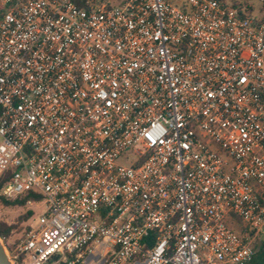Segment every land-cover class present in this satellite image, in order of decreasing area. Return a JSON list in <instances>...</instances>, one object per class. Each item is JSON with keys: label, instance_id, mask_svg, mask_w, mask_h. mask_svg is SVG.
<instances>
[{"label": "built area", "instance_id": "1", "mask_svg": "<svg viewBox=\"0 0 264 264\" xmlns=\"http://www.w3.org/2000/svg\"><path fill=\"white\" fill-rule=\"evenodd\" d=\"M0 181L45 206L11 264H250L264 0H0Z\"/></svg>", "mask_w": 264, "mask_h": 264}, {"label": "rangeland", "instance_id": "2", "mask_svg": "<svg viewBox=\"0 0 264 264\" xmlns=\"http://www.w3.org/2000/svg\"><path fill=\"white\" fill-rule=\"evenodd\" d=\"M95 3L101 1H109L114 5L122 4L125 0H93ZM228 2H237V3H248L249 6H253L254 13L258 12L259 9V0H227ZM32 211L33 215L27 221H21V218L27 214V212ZM45 211V206L42 204H36L32 207H21V208H10L0 203V220L12 225H17L16 230L12 233L11 237L5 242L2 238L3 244L9 248L14 246V243L17 242L25 234L27 228L31 225H35L36 221Z\"/></svg>", "mask_w": 264, "mask_h": 264}, {"label": "trees", "instance_id": "3", "mask_svg": "<svg viewBox=\"0 0 264 264\" xmlns=\"http://www.w3.org/2000/svg\"><path fill=\"white\" fill-rule=\"evenodd\" d=\"M86 0H78L79 4H83V2ZM227 1V0H226ZM231 4H233L234 7H236L241 14H252L254 13V8L253 6H249V4L246 3H237V2H232ZM11 174H8V177ZM4 182L5 181H0V192L4 186ZM31 198H37L39 199L37 196H34L31 193H27L25 196L16 199V200H7L5 199L3 196L0 195V203L10 207V208H21V207H25L26 206V201L28 199ZM33 215L32 211L27 212V214L25 216H23L21 218V221H27L28 219H30ZM234 227L238 230V231H242V226L240 224V220H236ZM17 225L15 224H8L2 220H0V237L6 242L12 235V233L14 232V230H16ZM28 229V228H27ZM250 264H264V241L262 242V245L259 248V251L255 257V259L250 263Z\"/></svg>", "mask_w": 264, "mask_h": 264}, {"label": "water", "instance_id": "4", "mask_svg": "<svg viewBox=\"0 0 264 264\" xmlns=\"http://www.w3.org/2000/svg\"><path fill=\"white\" fill-rule=\"evenodd\" d=\"M0 264H11L7 254L6 246L3 244L0 237Z\"/></svg>", "mask_w": 264, "mask_h": 264}]
</instances>
